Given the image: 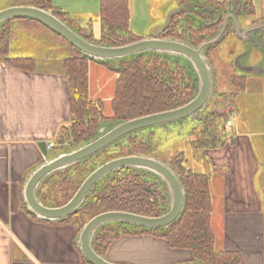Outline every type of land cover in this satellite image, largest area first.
<instances>
[{
  "label": "crops",
  "instance_id": "crops-1",
  "mask_svg": "<svg viewBox=\"0 0 264 264\" xmlns=\"http://www.w3.org/2000/svg\"><path fill=\"white\" fill-rule=\"evenodd\" d=\"M231 1L175 0L166 6L163 22L154 25L157 32L146 38L157 37L181 11L179 19L189 22L187 13L194 6L202 9L213 6L223 11L233 4L234 7L241 5L249 11L246 15L234 14L242 31L264 25V0ZM101 2L50 0L49 3L52 9L67 16L75 31L89 32L90 28L93 29L91 17H94L99 22L96 32L101 39L107 33L100 20ZM127 2L128 35L119 30L108 32V35L128 37L140 29L139 25L141 27L145 18L149 19V14L156 18L161 9L157 0ZM15 6L0 8V11ZM185 13L186 17L183 16ZM146 22V25L150 24L149 20ZM4 24L8 25V30L0 33V264H90L79 248V235L86 219L78 223L74 222V216L69 221H43L30 214L24 201L25 185L30 175L44 162L66 151L63 146L60 148L58 138L72 120L70 85L63 67L73 50L59 35L35 21L16 19ZM75 25L81 29H76ZM234 26L233 21L229 23V35L231 32L235 34ZM88 35L95 42L101 41L95 40L94 29ZM234 37L239 41V45L235 42L237 49L241 48L240 44L253 47L250 40L258 38L264 42V30L251 33L244 39ZM256 47L263 55L262 59L257 58V62L245 52L239 54L240 60L235 62V56L228 57L229 48L222 50L219 56L236 63L238 68L235 70L228 63L223 71L232 70L234 76L248 78L247 85L240 91L242 93H246L248 85L252 89L255 87L256 92L264 88V44ZM242 58L247 60L243 63ZM13 59L32 60L34 65L19 69L8 63ZM93 63L106 67L90 62L89 68ZM248 68L254 69L252 73L247 72ZM233 101L232 98L229 105ZM251 101L256 100L251 98ZM244 102L245 107L250 106L248 101ZM233 126L231 122V126L224 129L222 147L202 150L199 164L200 174L209 177L213 205L211 224L216 248L221 252L235 253L240 264H264V121L259 131L251 133L243 131L245 129L231 133L229 129ZM48 181L51 180L46 179L43 184ZM46 186L42 185L38 191L42 202L40 193ZM134 229L124 227L122 235L110 245L104 257L106 260L114 264H195L190 251L172 250L164 239L142 232V229L135 233Z\"/></svg>",
  "mask_w": 264,
  "mask_h": 264
},
{
  "label": "trees",
  "instance_id": "trees-1",
  "mask_svg": "<svg viewBox=\"0 0 264 264\" xmlns=\"http://www.w3.org/2000/svg\"><path fill=\"white\" fill-rule=\"evenodd\" d=\"M49 2L50 0H35L33 5L48 11L52 10L58 18L74 29L73 23L67 16L56 9H52ZM175 19L172 20V28L170 27L163 33V38L183 39L177 35L178 26ZM100 20L107 33L119 30L128 35L127 0H102ZM210 31L211 26L199 28L197 31L190 30L191 43L194 46L202 44L210 37L207 35ZM77 32L86 40L95 42L92 37L83 35L81 31ZM130 36L123 39L121 36L117 37L113 34L108 37L109 42H106L107 44L103 41L96 43L119 47L135 42L137 39L140 40V38L136 39ZM71 48L73 55L64 62L63 68L70 85L72 120L70 127L61 130L58 144L63 146L69 141L72 143L70 149H74L93 137L98 130L99 121L104 122L103 120L106 119L103 118L102 103L92 100L89 95V63L96 61L83 55L73 46ZM8 63L19 69H26L34 65L32 60L24 59H13L9 60ZM98 63L109 67H111V64H115ZM119 63L120 66L111 67L112 71L117 73L118 76L116 91L112 100L113 120L115 122H124L175 110L187 105L194 99L197 84L194 71L183 61L174 60L172 62L169 59H163L157 53H147ZM237 77L239 78L233 81V84L244 89L246 78L244 76ZM214 116L211 115L207 120L197 122L196 130L200 137L197 139L196 144L200 149L223 146L222 138L225 137L224 129L227 127V123L224 125V121L219 116L213 119ZM202 124L203 127H201ZM139 133H134V136ZM123 143L125 144V141ZM136 146L138 147L135 149H139L142 144ZM132 147L123 146V153L121 152L119 157L145 155V153L139 151L140 149L138 153L131 152ZM180 157V154L172 156L169 165L179 177L186 193V204L181 217L168 229L141 231L164 239L172 250L190 251L196 264H240L238 255L221 252L216 248V236L211 224L213 205L209 193V177L188 169L184 166L185 161L179 160ZM89 160L62 173L54 174L55 177L48 178L50 180L53 177L51 179L53 184L50 181L46 187H42V191L44 189L42 194L43 203L45 202V205L51 207H60L68 203L72 198L70 196L66 197L68 190L76 185L74 181L76 178H78V182L82 177V173H78V169L83 168ZM89 168H91L90 172L80 184L95 171L90 165ZM73 171L77 172V177L74 174L72 175ZM147 177H149L147 174L134 170H123L108 176L101 182L98 189L92 191V196L88 198L83 207L66 220H71L73 216L85 209H88L89 212L93 211V215H90L89 220L101 213L112 211L134 213L145 217L162 216L165 213L160 202L164 200L163 191L153 189V183L156 185L158 183L154 181L150 183ZM80 184L76 190L79 189ZM50 189L53 195L47 197L46 191ZM62 196L65 199L62 200ZM46 199H50L51 203L56 204L51 205ZM89 220L87 218L82 226ZM124 227L126 226H110L101 229L97 233L94 239V247L101 257L106 256L112 242L122 235Z\"/></svg>",
  "mask_w": 264,
  "mask_h": 264
},
{
  "label": "water",
  "instance_id": "water-1",
  "mask_svg": "<svg viewBox=\"0 0 264 264\" xmlns=\"http://www.w3.org/2000/svg\"><path fill=\"white\" fill-rule=\"evenodd\" d=\"M16 19H29L47 27L83 55L96 62L124 61L147 53L168 54L189 62L197 76L198 93L187 105L175 110L124 121L109 130L102 128L99 131L100 135L94 139L88 140L76 149L59 153L44 162L30 175L26 182L24 201L27 210L40 220L60 221L68 219L80 210L97 185L113 173L134 170L159 178L167 186L170 195V207L164 215L145 217L120 211L104 212L93 217L83 226L79 235V248L84 258L90 264H114L101 257L95 250L94 239L101 229L118 225L142 230L168 229L181 217L186 204V193L179 177L168 164L146 155L113 159L92 172L71 200L60 207H50L43 204L38 196V191L49 177L91 159L104 150L126 140L128 136L134 133L198 118L212 99L215 89L213 70L208 63L207 52L218 46L227 36L230 19L228 17L224 20L213 38L198 46H193L181 39L159 38L158 36L170 26V21L169 25L157 37L143 38L119 47L88 41L55 14L39 7L15 6L0 11V25ZM232 21L235 24L234 35L240 39H244L251 33L264 30V25H259L242 31L235 16H232ZM246 70L248 73H252L254 69L248 68Z\"/></svg>",
  "mask_w": 264,
  "mask_h": 264
},
{
  "label": "rangeland",
  "instance_id": "rangeland-1",
  "mask_svg": "<svg viewBox=\"0 0 264 264\" xmlns=\"http://www.w3.org/2000/svg\"><path fill=\"white\" fill-rule=\"evenodd\" d=\"M157 1L160 2V6H161V9L159 10L160 12L157 13L158 14L157 17L156 18L154 16L150 17V14H149V19L145 18V21L141 23V27L139 25L140 29L137 31H134V33L132 32L133 34L130 37L136 38V39L137 38L143 39V38H146V36L154 35L157 32L156 29L154 30V25H157L160 21L163 20V16H165V14H166V6L175 0H157ZM34 2H35V0H0V8H6V7H10V6H15V5L32 4ZM199 7H201V6H196V7L194 6L191 8L190 11H188V13L186 12L187 15H189L187 17V19H189L188 20L189 22H187V23H185L184 20L179 19L180 18L179 15L182 13V11L179 12V14L175 16V18H176L175 23H177V26H178L177 35L183 38L181 40L186 41L187 43H190L191 45H193V44L191 43V32H190V30L197 31V30H199V28H203L205 26L210 25L211 31L207 35L210 36L208 39L213 38L218 33V32L214 33V31H215L214 27L218 23L217 19L223 15V13L221 12L220 9H218V7L211 6L208 9H205V8L202 9ZM186 13L183 14L184 17H186ZM198 14L202 15L204 18H200V16ZM206 15H208V16L210 15V16L207 18ZM91 20H92L93 29L95 31V37L94 38H96L95 40H99L100 35H98L96 32L99 29V22L94 17H91ZM147 20L150 21V24H151V25L149 24L150 26L146 25ZM164 21H165V19H164ZM14 22H17V21H14ZM172 25L173 24L171 21V24L167 29H170V27L172 28ZM10 26H11V29L13 32V21H12V24H10ZM210 26H208V27H210ZM7 27H8V25L3 24L2 30L0 33L7 32V30H8ZM75 28L78 30L81 29V28L77 27L76 25H75ZM93 29L90 28L89 32L83 31L84 35L89 36L88 33H90L91 30H93ZM219 29H220V27H219ZM219 29H218V31H219ZM229 33L230 32L228 31L227 36L223 39V42L218 47L216 46V48L210 49L211 56L207 55L208 63L210 64V66L213 70V76H214V80H215V89H214V94H213L212 99H211L212 101L210 100V102L208 103L204 112L201 113L200 116L196 119H188V120H185V121H182L179 123H173V124L165 125L162 127L143 130V131H140L139 134H135V136H134V134H132V135L128 136V138L126 140H124L125 144L123 143L124 141H122L121 143H123V144L118 143V144L104 150L98 156H94V158H91L89 160V162L86 163L85 166H83V168L78 169L79 170L78 173H82V177H81L80 181H78V182H77L78 178H76V179L74 178L76 185L73 186V188H71L70 190H68L66 197H68V196L73 197L75 195V193L77 192V190H76L77 186L80 184L81 181H83L84 177L91 170V168L88 169L89 165L92 166L96 170L100 166L105 164L106 162L111 161V159L120 158L119 156L121 155V152L123 153V150H124L123 146H127L129 148L131 146H133L131 149V152L138 153L140 151L141 153H145L146 156H151V157L160 159L163 162H165L166 164H169V161L172 160V158H171L172 156H174L175 154H177V155L180 154L182 158L180 157L179 160H181L182 162H183V160L185 161L184 166H186L188 169H190L194 172L202 173V169H201V166L199 164H200V162H202V157H201L202 156V150L206 149V148L200 149L197 146L198 144H196V141H197V139H199L200 136H199V133L196 130V128L198 126L197 122L207 120L208 117L211 115H215L213 117V119H216L220 115L219 118H221V120L224 121L223 122L224 125L226 124V122L228 120H230L234 125L232 129H229V130H231L230 131L231 133L232 132H239L240 130L242 131V129H245L243 131H246V133L247 132L251 133L252 131L257 132V130L258 131L260 130L261 125H262V121H264V119H263L264 118V88H263V90L261 89L262 91L260 90L259 92H256L254 89L255 87L252 89L250 87V85H248L246 93L240 92L241 88H239L233 84V81L237 80V78H239V77H237L236 75L234 76L233 75L234 72L232 70L231 71L225 70L226 72L222 70L223 67L226 68L225 66H228L227 65L228 63H229V65L232 64L234 66L235 70L238 69L236 66V63H234V62L232 63V61L228 62L227 60H229V59H226V58L220 59L219 56H220L222 50H224L226 48L230 49V55L228 56L229 58L231 57V59H232L235 56L233 58L235 60V62L240 60L238 55L243 54L244 52L247 53L249 55V57L251 56L255 60V62H257V58H261L263 55L261 54L260 49L257 48L256 46L244 47V45L240 44L241 48L237 49L236 44H235V42H237V41H235L234 35L232 33L229 35ZM162 35L163 34L159 35L158 37L163 38ZM108 37H110V35H107V33H105L103 36H101V39H100L101 41H99V42H102V41L105 43L109 42L107 40ZM121 38L127 39L128 37L127 36H121ZM105 43H103V44L106 45L107 43L106 44ZM98 44H100V43H98ZM237 44L239 45V41L237 42ZM157 55L162 57L163 59H169L172 62H174V60H178L180 62L183 61L184 63H187V65L189 67H191L189 62L185 61L182 58L174 59V57H172L168 54H157ZM245 60H247V59L242 58L241 62L244 63ZM124 61H126V60H124ZM119 62H121V61L111 62V63H115V64H111V67L116 68V67L120 66ZM252 62H253V60H252ZM111 67L99 66V65H96L93 63V64H91V66L89 68V79H88L89 95H90V98L92 100L100 101L102 103L103 118L106 120H103L104 122H102L101 120L99 121L100 124H99V127H98L96 134L88 140L94 139L95 137L99 136L100 135L99 131L102 128H106L107 130H109L113 126L121 123V122H115L113 120L114 114L112 111V100H113V97L115 95L116 82H117L116 80H117L118 76H117V73L112 71ZM194 77H195L196 83H197L196 84V93H195V96H196L198 93V81H197V76L195 73H194ZM235 77H236V79H234ZM245 81L246 82L249 81L248 78H246ZM246 85L247 84L245 83V86ZM233 96H235V97H233ZM232 98L234 101H233L232 105H229ZM251 98H253L256 101H251ZM244 101H248L250 106L245 107ZM221 111H224V112L220 113ZM209 122H211V121H209ZM68 127H70V126H68ZM201 127H203V124ZM136 135H138V136H136ZM139 143L142 144V146H139L140 150L135 149L138 147L136 145H140ZM71 147H72V143L68 141L63 145L62 149L66 150V151H70V150H73V149H70ZM60 148H61V146H60ZM76 148H78V147H76ZM76 148H74V149H76ZM73 174L76 175V177H77L76 171H73L72 175ZM144 174H147L149 176L147 178H149L150 183H152V181H154L155 183H158V185L161 183L160 184V191L161 192L163 191L162 195H163L164 200H161L160 202L162 205V209L164 208L165 213H166L170 207V195H169V190H168L167 186L156 176H153V175L148 174V173H144ZM51 179H53V177ZM52 181H51V184H53ZM48 182L44 186H46L48 184ZM100 184L97 185L95 190L98 189ZM81 185L82 184H80V186ZM50 191H51V189L46 191L47 197L53 195V192H50ZM41 193L43 194L44 192H41ZM91 196L92 195H90V197ZM63 199H65L64 196H62V200ZM59 200L62 201L61 198H59ZM46 201L48 203L52 202L50 199H46ZM53 204H56V203H51V205H53ZM90 215H93V211L89 212L88 209L87 210L86 209L81 210V212L79 214L74 216V222L75 223L83 222L87 218L89 220ZM134 231H135V233L140 232V230L137 228H135Z\"/></svg>",
  "mask_w": 264,
  "mask_h": 264
},
{
  "label": "flooded vegetation",
  "instance_id": "flooded-vegetation-1",
  "mask_svg": "<svg viewBox=\"0 0 264 264\" xmlns=\"http://www.w3.org/2000/svg\"><path fill=\"white\" fill-rule=\"evenodd\" d=\"M235 9V10H234ZM229 11H231V12H229ZM222 13H223V15L222 16H220L217 20H218V23H217V25H215V31H214V33H216V32H218V29H219V27H221L222 26V24L224 23V20L226 19V18H228L229 17V21L230 22H232V16H234V14L235 15H246V14H249V11H247L246 10V7H242L241 5H239V6H237V5H235V7H234V5H233V7H231V8H229L228 10L227 9H224L223 11H221ZM208 26H210V25H208ZM208 26H205V27H208ZM232 33V32H231ZM260 37V36H259ZM258 39V38H257ZM256 39V41H254V40H250L251 41V43H252V45L253 46H257L258 44H264V42L261 40V41H258ZM208 40V39H207ZM194 46V45H193ZM219 46V45H218ZM217 46V47H218ZM216 48V47H215ZM207 55L208 56H211V51L209 50L208 52H207ZM211 60V59H210ZM241 77V76H240ZM222 112V111H221ZM220 112V113H221ZM222 115V114H221ZM220 116V115H219ZM169 165V164H168ZM169 167L172 169V167L169 165ZM173 170V169H172ZM174 171V170H173ZM161 184V183H160ZM160 184L159 185H156V184H154L153 183V189H155V190H159L160 191Z\"/></svg>",
  "mask_w": 264,
  "mask_h": 264
},
{
  "label": "built area",
  "instance_id": "built-area-1",
  "mask_svg": "<svg viewBox=\"0 0 264 264\" xmlns=\"http://www.w3.org/2000/svg\"><path fill=\"white\" fill-rule=\"evenodd\" d=\"M227 125H228V126H231V122H228ZM51 147H53V145H51Z\"/></svg>",
  "mask_w": 264,
  "mask_h": 264
}]
</instances>
